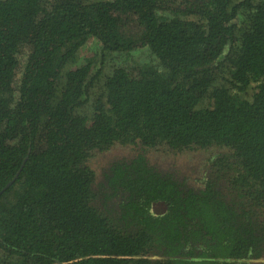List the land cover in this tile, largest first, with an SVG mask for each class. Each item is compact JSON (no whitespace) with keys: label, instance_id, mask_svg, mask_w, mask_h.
I'll list each match as a JSON object with an SVG mask.
<instances>
[{"label":"trees","instance_id":"1","mask_svg":"<svg viewBox=\"0 0 264 264\" xmlns=\"http://www.w3.org/2000/svg\"><path fill=\"white\" fill-rule=\"evenodd\" d=\"M0 264H264V0H0Z\"/></svg>","mask_w":264,"mask_h":264},{"label":"rangeland","instance_id":"2","mask_svg":"<svg viewBox=\"0 0 264 264\" xmlns=\"http://www.w3.org/2000/svg\"><path fill=\"white\" fill-rule=\"evenodd\" d=\"M100 44L98 41L91 40L84 45L80 50V61L83 60L87 55H91L93 52H95L99 48ZM169 160L168 157L165 159V161ZM164 161V162H165Z\"/></svg>","mask_w":264,"mask_h":264},{"label":"water","instance_id":"3","mask_svg":"<svg viewBox=\"0 0 264 264\" xmlns=\"http://www.w3.org/2000/svg\"><path fill=\"white\" fill-rule=\"evenodd\" d=\"M16 177H17V175H16ZM16 177L14 178V179H12L4 188H3V190H5L6 188H8L12 183H13V181L16 179ZM2 190V191H3Z\"/></svg>","mask_w":264,"mask_h":264}]
</instances>
